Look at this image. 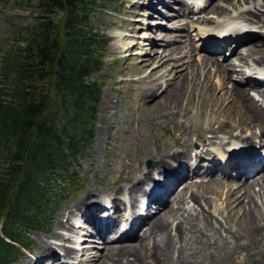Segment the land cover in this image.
<instances>
[{
    "label": "rangeland",
    "instance_id": "374dc122",
    "mask_svg": "<svg viewBox=\"0 0 264 264\" xmlns=\"http://www.w3.org/2000/svg\"><path fill=\"white\" fill-rule=\"evenodd\" d=\"M149 1L150 0H108L102 8L94 10V28L98 30L99 33L106 34L109 37V41L102 57L103 64L101 70L93 72L90 76L98 77L103 83L100 100L96 105L93 138L90 143L74 157L69 158L70 164L68 165V169L76 174L79 183L71 185V190H68V193L58 202V205L56 204L54 214L50 218L46 228L41 230L29 228L27 230V235L32 240L31 244L27 248H23L22 252L19 253L20 255L9 264H48V261L49 264H54V261H51V259H46V255H40L41 253L39 250L41 249L39 248H41L42 245L41 238L56 241V243H54L55 250H57V252L62 251L57 247L58 239L52 237V233L58 225V222H67L65 220V215L71 213L72 209L74 210L72 220L74 222L73 228L75 232L63 228H60V231L65 235L71 234L72 237L76 238L77 241H75V245L78 247L87 243H93V245L92 249L86 250L85 253L81 254V252L78 251L76 252L77 255L69 256L66 259H74L75 263L73 264L96 263V261H98L96 259L97 254L103 249V243L105 242L100 238H95L94 235V241L87 240L89 238H84V243L82 242L81 244L80 239L84 237L85 231L87 233L88 231H94L95 233V230L92 223L89 222L90 219L86 215L80 216L82 212L86 211V206L82 205V210H78L79 204L82 203L83 200L85 201L86 198H92L94 195L92 193L95 191H101L103 195L109 197L111 190L118 185L131 186L145 169L152 168L155 165V161L160 154L167 153L168 150L172 148L180 149L182 146H187L190 150L187 154L189 155L192 153L194 156L196 149L200 148L202 139L211 136V133L206 130V127L209 126L207 124L218 119V116L220 118L224 117V115H222L223 113H225L226 116L229 115V113L227 114L228 106L223 102L225 101L223 96H221V98L214 97L217 91H214V89L212 90V88L208 86L211 82L214 85L217 84L219 80V77L213 76V72L210 69L208 71H211V74L209 72L207 73L210 76L207 85L204 84V81H202L201 84L200 81L199 83L195 81V85L193 84L190 88L184 85L180 97L174 102L169 98V95L167 97L157 96L160 90L166 88L171 82L165 78V81L164 79L159 80L161 84L155 94L153 93L151 96L148 95V97L143 95V91L151 84L149 83L150 79L154 76H146L147 67L145 69L144 66L140 64V55L152 52L151 48H148L151 44L146 40L153 36L146 28L147 24H149L152 19L154 21V18H147L143 15L151 12L149 8L146 7ZM36 2L37 0H0V55L3 49L8 47L7 41L13 32L14 25L20 26L34 23L36 18ZM154 2L155 1H153V4L158 6L157 10L159 9L169 14L173 12V9H177L176 6H178V9H181V7H179L181 3H178L180 0H162L161 3L157 1ZM228 2L227 8H220L217 6L215 7V5L217 3L223 4L225 1L213 0L208 7L194 13H199L200 15L206 14L209 15V17L212 15L214 16L213 19H217L218 17L215 18L217 13L221 14L225 11V13H231L233 10L230 9V4L237 5L236 0H228ZM237 6L236 8H238ZM180 14V20L178 19L177 22L164 21V19L159 20L158 24L164 27L168 26L171 34L163 38L161 32H159L156 36H159L157 37L158 40H161L163 43H165L168 37L171 38L172 41L168 44H172V42L173 44H177L182 38H190L192 44L195 45V50L189 51L185 49V51H183L186 53L184 61H190L192 58L199 59L200 55L197 52L200 54L205 53L202 49L196 51L200 43L197 38L198 27L203 25L200 24V20L195 18L196 15L191 19L185 16L184 11H181ZM59 15L60 12L57 13V16ZM156 20L157 19H155V21ZM155 21L152 23L155 24ZM208 23L214 24V21H208ZM176 24H181L178 30L174 28ZM161 30L159 29V31ZM176 31L180 32L179 37L172 35V32L176 33ZM144 43H148L149 45L145 46ZM133 44H137V46L131 47ZM250 44L251 42L247 45ZM253 44L251 46L253 50L251 49V51H249L247 49L242 59H234L238 64L232 65V74L228 82L229 86L238 80L236 77H242L241 68L245 71L253 55L263 53L264 45L261 46L258 42ZM243 50L244 49H242V53H244ZM188 54H191V57L187 56ZM169 76H172V73L167 75V77ZM239 80L241 79L239 78ZM168 88H170V86H168ZM231 109L234 115H239L233 107ZM219 111L220 114L218 113ZM167 114L168 116H166ZM59 116L60 122L63 123L65 115H62L60 112ZM237 116L234 118L237 119ZM252 130L253 135L259 131V126L255 125ZM244 134L249 135V130L245 129ZM219 135L223 136L225 134L219 132ZM254 137L255 136L251 139L256 141ZM222 149L219 143H215L213 148L214 151L206 152L207 154L204 153L201 157L190 158L187 162V169L190 171L187 180L196 177V179L189 181L195 183V186L192 187L193 190L196 189V186L201 184V178L204 181H208L211 177L216 178V181L227 180L222 176V173L220 176H212L213 173L207 174L204 172L201 173V176H195L191 169L192 167L194 169L197 164H208L209 161H212L211 159L215 161L216 158L220 160L216 169H223L226 167V163L223 154L219 152V150ZM148 160L149 164L147 163ZM185 160V157H180L178 160H172V162L178 165V161L186 163ZM218 172L220 174V170ZM153 174L157 175V169H153ZM231 175L234 176V173H231ZM64 184L65 186H69L70 183L66 180ZM145 184L146 182L144 185ZM183 187H185V185H183ZM254 188L258 189L259 186L254 185ZM212 190L210 186H205V191L208 192V196H206L205 199L201 197L200 201L196 203L195 200L186 198V201L184 200V202L178 204L177 216L171 215L168 218L172 227H175V224L178 223L181 214H191L198 219L197 221L201 226L206 225L205 227L207 230H210V233H214L215 237H218V234L213 232V228L216 226L220 228L221 235L228 239L230 246L228 248L219 247L217 250L218 256L222 259L221 264H264V231L258 233L259 235L253 233V231L248 228V224L240 211L236 207H232L230 201L228 204V199L225 204L226 201L221 195L218 197L215 193L209 192ZM139 196L140 194L137 193V199ZM186 196H188V194ZM126 198L128 199L127 201ZM257 199L260 202L259 197H257ZM105 200L106 199L102 197L101 199L97 198L94 202H91V200L85 203L91 206L93 203H107ZM170 200L172 201L173 199ZM113 202H115V204H113ZM131 202L132 199L126 194H120L119 199L116 198L112 202H109L112 206L111 209L105 210L102 214L105 215L106 213V217L108 218H110V216H116L114 213H111V211L114 209L115 205H119L121 209L119 213L121 212L125 215L122 219V225L124 224V226L128 227L132 224L133 220H137L141 217L135 218L138 214L136 210H132ZM258 207H260L259 210L261 213L264 214V205L260 202ZM146 209H148V207ZM159 214L160 213H157L156 216ZM94 215H96V213H94ZM120 218L121 217H119V219ZM254 218L260 219L259 224H262L264 228V215L255 213ZM77 222L82 224V226H75ZM220 225H223L227 230L221 228ZM144 228L145 222L143 221L137 228V233L141 235ZM175 231V229L171 230L172 234L180 238L181 236L178 237ZM131 238L132 239L126 240L123 244L133 247L141 243L138 238ZM70 244L73 245L74 243L71 242ZM88 244L87 246H89ZM87 246L85 245L84 247ZM148 247L149 245H146V248L143 249L144 253L149 250ZM75 250L77 251V249ZM189 263L191 262H188V264ZM150 264L156 263L150 261Z\"/></svg>",
    "mask_w": 264,
    "mask_h": 264
},
{
    "label": "bare ground",
    "instance_id": "6f19581e",
    "mask_svg": "<svg viewBox=\"0 0 264 264\" xmlns=\"http://www.w3.org/2000/svg\"><path fill=\"white\" fill-rule=\"evenodd\" d=\"M153 1L161 3L162 0H150L146 7H148L151 12L143 14L147 18H154V21L157 19L155 24L152 23L154 22L152 19L149 24H147L146 28L152 33L151 35L155 37L146 40L151 44L148 48H151L152 52L140 55V64L143 65L145 69L147 67L146 76L154 75L150 79L149 83L151 84H149L147 89L143 91V95L148 97V95L151 96L153 93L155 94L161 84L159 80L165 78L171 82L166 88L160 90L159 94L157 93V96L167 97L169 95V98L174 102L180 97L184 85L190 88L195 81H198V83L200 81V84L204 81V84L207 85L210 80V76L207 73L210 69L213 72V76L219 77V80L217 84L214 85L211 82L208 86L212 88V90L214 89V91H217V94L214 97L221 98V96H223V99L225 100L223 102L228 106L227 114L229 113V115L226 116V114L223 113L222 115H224V117L221 118L217 115L218 119L207 124L209 126L206 127V130L211 133V136L202 139L200 148L196 149L194 156L192 153L189 155L187 154L190 151L187 146H182L180 149L172 148L168 150L167 153L160 154L155 161V165L152 168L145 169L131 186L118 185L111 190L109 197L103 195L101 191H95L92 193L94 194L92 198H86L85 201L83 200L77 209L82 210V205L86 206L85 213L90 219L89 222L92 223L95 233L94 231H88V233L85 231L82 239H94L95 235V238H100L105 242L111 229H115V223H119L124 217L123 213H119L121 209L117 207V205H115L114 212L116 216L114 218H106V215L100 219L94 217L92 214V208L97 209L98 205L93 203L91 206H88V203H85L86 201L92 200L91 202H94L97 198L101 199L103 197L107 201L112 202L116 198L119 199L120 194H126L132 199L131 208L132 210H135L138 206L136 202L137 193L146 192L147 187H145L144 183L146 182V184H148L149 182H152L157 187H160L161 191L152 195L151 199H155L162 205V207L159 208V206H157V211L151 212L148 217L140 218V221L145 220V228L141 235L133 230L127 233L123 238H120L121 240L119 241L103 243V249L97 254L96 259L98 261L94 264H150V261H153L156 264H188V262H191L189 264H221L222 259L218 256L217 250L219 247L228 248L230 243L226 237L221 235L219 227L215 226L213 228V232L218 234V237H215L214 233H210L211 231L207 230L205 227L206 225L201 226L197 221L198 219L191 214H181L178 223L175 224V227L173 226L174 228L170 224L171 222L168 218L171 215L177 216L178 204L184 202L186 198L195 200L196 203L197 201H200L201 197L202 199H205V197L208 196V192L205 191V186H210L214 191L212 190L209 192L215 193L218 197L221 195L225 201L228 199V204L230 201V205L236 207L240 211L248 224V228L251 229L253 233L258 234L264 231L263 225L259 224L260 219L254 218L255 213L264 215L259 210L260 207H258L260 202L264 205V156L257 154V150L254 149V146L246 147L247 143H255L253 139H251L255 136L260 147L258 151L262 150V154L264 155V51H262L263 53L261 54L252 56V60L247 64L245 71L241 68V75L244 80H236L231 86H229L228 83L232 74V65L238 64L234 59H242L244 56L243 54H245V52L242 53V48L251 51L253 43L258 42L261 46L264 45V0H236L238 6L235 3V5L230 4L229 7H231L230 9L233 11L231 13L229 11V13H225L226 11L223 13L220 12L221 15L218 16L217 19L200 14L196 17L194 16L196 19H201L203 24H207L206 22L208 21H214L216 24L221 25V27H225L224 32H221L220 30L215 33L209 30L207 33L206 37L214 38L210 40V45L206 44L212 52L221 54L224 48H229L230 39H233V41L236 42V45H239L233 55L226 58V60L220 59L219 55H214L206 51L202 54L197 52L200 55V58H192L190 61H184L186 53L183 52L185 49L189 51L195 50V45L192 44L190 38H182L177 44H173V42L172 44H168L172 41L171 38L168 37L165 43H163L161 40H158L157 37L159 36L156 35L161 32V36L164 38V36H170L171 34L168 26L164 27L158 24L159 20L164 19V21L177 22L181 15V11L186 12L185 16L192 19V17L188 15V12L192 13L194 11V8L190 4L191 2L188 0H180L178 3H181L179 6L181 9H178V6H176L177 9H173V12H170L169 14L168 12L166 13L159 9L157 10L158 6L153 4ZM202 1L203 0H194L195 11L208 7V5L204 4ZM224 1L225 3H217L215 7L227 8L229 2L228 0ZM236 6L238 8H236ZM217 14L219 15V13ZM180 25L176 24L174 25V28L178 30ZM159 29L162 30L159 31ZM172 35L179 37L180 32H172ZM249 40H251L250 45L245 47H243L244 44L240 45V43ZM144 44L145 46L149 45L148 43ZM134 46H137V44H133L131 47ZM200 49L201 47L198 46L196 51H200ZM187 56L191 57V54H188ZM170 73H172V76L167 77ZM168 86H170V88H168ZM250 90L256 91L257 94L261 96V100L250 93ZM231 105L237 114H239L238 116L236 114L234 115V112H232ZM218 113L220 114V111ZM166 116H168V114ZM235 116H237V119L234 118ZM255 125L259 126V131L252 135V129ZM245 129L249 130V135L244 134ZM219 132H222L225 135L221 136L219 135ZM239 142L246 143L239 144ZM215 143H219V146L221 145V147H226L227 151L230 153L227 164H230L234 169L239 168V171L237 172L236 170L237 174L230 177L224 175V171L221 170V173L223 174L222 176L227 179L225 181H216V178L214 177H211L208 181H204L201 178V184L198 185L196 183L198 186L193 190L192 187L195 186V183L188 182L186 177L189 172L186 168L187 162L190 158L201 157L204 153L207 154L206 152L214 151L213 148ZM237 143L239 145H237ZM219 152L222 153L221 150H219ZM223 156L225 157L224 154ZM180 157H185L186 163H180V161H178V165H175L172 160H178ZM211 160V162L209 161L210 166L209 163L205 165L197 164L193 169V172H206L207 174L213 173L212 176H220L221 173L219 174L216 169L218 163L214 162L213 159ZM228 167L226 165L224 169L228 170ZM153 169H157V175L153 174ZM241 174H246L247 177L243 178L240 176ZM162 176L166 178V182L161 181ZM198 176H201V174ZM182 184L185 185V187L182 186L179 188ZM254 185H258L259 188L255 189ZM187 194L188 196H186ZM257 197H259L260 202ZM171 198H173L172 201L170 200ZM127 200L128 199L126 198V201ZM113 204H115V202H113ZM73 211L74 210L72 209L71 213L65 215V220L67 222H58V225L52 233V237L58 239L57 247L62 250L60 252L63 253V256L68 257L72 256L74 253L77 254L75 249L79 250L82 254L85 253L86 250L88 251L89 249H92L93 245V243H87L89 246L84 244L81 245V247L74 249V246L70 243L77 241L76 238L72 237L71 234L65 235L60 231V228H63L75 232V229L73 228L74 222L72 220ZM88 212L90 213L88 214ZM82 213L84 214V212ZM157 213L160 214L156 216ZM119 217L121 218L119 219ZM220 227L227 230L223 225H220ZM174 229L176 230L175 233L178 237L181 236L180 238H177V236L175 237V235L172 234L173 231L171 232V230ZM123 231H125V229ZM130 237L138 238L141 243L133 247L123 244L126 240L132 239ZM82 239H80L81 244L83 242ZM41 242L42 245L41 248H39L41 249L39 250L41 253L40 255H46L48 259L54 261V264H60L59 259H61V256L57 253L54 247L56 241L41 238ZM85 245L87 247H84ZM146 245H149V250L144 253L143 249L146 248Z\"/></svg>",
    "mask_w": 264,
    "mask_h": 264
},
{
    "label": "trees",
    "instance_id": "16d2710c",
    "mask_svg": "<svg viewBox=\"0 0 264 264\" xmlns=\"http://www.w3.org/2000/svg\"><path fill=\"white\" fill-rule=\"evenodd\" d=\"M106 2L37 0L34 23L14 25L0 55V264L31 244L27 230L46 228L79 183L69 158L94 134L103 83L90 76L109 37L93 12Z\"/></svg>",
    "mask_w": 264,
    "mask_h": 264
},
{
    "label": "water",
    "instance_id": "95a60500",
    "mask_svg": "<svg viewBox=\"0 0 264 264\" xmlns=\"http://www.w3.org/2000/svg\"><path fill=\"white\" fill-rule=\"evenodd\" d=\"M148 164H149V160H148V162H147Z\"/></svg>",
    "mask_w": 264,
    "mask_h": 264
}]
</instances>
